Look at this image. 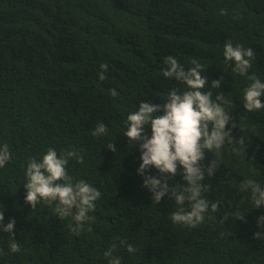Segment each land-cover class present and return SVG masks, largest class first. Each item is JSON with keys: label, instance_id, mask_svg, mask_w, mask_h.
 I'll return each instance as SVG.
<instances>
[{"label": "trees", "instance_id": "obj_1", "mask_svg": "<svg viewBox=\"0 0 264 264\" xmlns=\"http://www.w3.org/2000/svg\"><path fill=\"white\" fill-rule=\"evenodd\" d=\"M229 40L254 50L246 75L224 58ZM169 56L185 70L193 60L204 65L205 91L213 99L222 92L231 116L233 142L204 161L218 162L202 182L218 210L209 207L194 228L171 222L173 199L151 198L137 172L141 150L124 135L141 100L162 104L170 90L186 89L163 75ZM251 76L264 82V0H0V145L12 155L0 168V209L5 224L15 220L14 235L0 231V264H264V239L254 237L264 234V206L239 187L251 179L264 188V109L244 108ZM221 77L219 89L207 88ZM99 123L104 136L92 134ZM49 148L82 156V163L69 158L68 174L101 193L78 234L72 217L56 216L55 203L25 202L27 163ZM147 174L160 175L154 167ZM168 184L185 187L179 172Z\"/></svg>", "mask_w": 264, "mask_h": 264}, {"label": "clouds", "instance_id": "obj_2", "mask_svg": "<svg viewBox=\"0 0 264 264\" xmlns=\"http://www.w3.org/2000/svg\"><path fill=\"white\" fill-rule=\"evenodd\" d=\"M223 55L226 62L234 63L233 71L246 75L251 68L254 50L241 45L234 46L229 40L224 45ZM164 63L167 67L163 75L174 77L186 89L182 92L177 89L170 90L162 104L141 100L138 110L127 116V130L124 135L141 150L142 163L137 172L144 176L142 186L149 190L151 198L158 204L166 195L168 199H173L178 207L170 216L171 222L194 228L204 221L209 207L212 212L218 210L217 203L210 204L204 198L203 193L209 190V186L202 183L205 174H215L218 162L213 159L205 165L204 161L206 153L221 149L226 141L233 142L231 128L226 130L231 116L223 107L225 97L222 92H217L213 99V92L205 91L208 78L204 65L193 60L192 66L185 70L172 56L167 57ZM107 67L103 63L100 65V80L106 79ZM222 79L223 77L220 80L213 79L207 88L219 89ZM250 79L253 82L244 90V108L248 111L264 109V100L261 99L264 97V82L255 76ZM111 95L117 96L118 93L112 90ZM147 126L151 128L150 137L145 134ZM107 132V126L99 123L92 134L104 136ZM106 147L113 152L117 150L113 142ZM11 158L8 145H0V168L5 167ZM69 158H74L78 163L83 162V157L76 151L58 156L54 148H49L40 160L31 158L26 167L25 202L33 209L42 201L55 203L56 216L62 220L72 217L76 226L69 225V228L78 234L85 222L94 219L89 213L95 211V202L100 199L101 193L83 179L73 183V178L67 172ZM153 167L160 173L158 177L147 174ZM178 172L182 174L185 183L183 190H177L175 186L170 187L168 184V180L174 178ZM239 187L243 191L251 190L255 207L264 206V188L251 179L242 181ZM186 203L190 205L189 208L184 207ZM243 218L244 214H240L236 219ZM4 221V213L0 209V231L14 235L15 220L10 219L6 224ZM258 226L264 227V215L258 218ZM254 237L264 239V234L256 232ZM113 248L105 251L104 255L112 257ZM10 251L17 253L20 246L13 242ZM127 251L131 253L134 249L128 245ZM110 264H120V259L113 258Z\"/></svg>", "mask_w": 264, "mask_h": 264}]
</instances>
